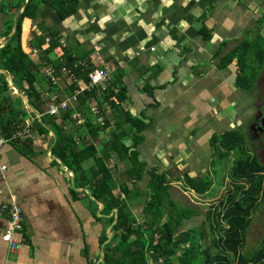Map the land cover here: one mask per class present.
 Instances as JSON below:
<instances>
[{"label":"trees","instance_id":"trees-1","mask_svg":"<svg viewBox=\"0 0 264 264\" xmlns=\"http://www.w3.org/2000/svg\"><path fill=\"white\" fill-rule=\"evenodd\" d=\"M3 4L15 10L23 5L24 8L16 18L15 33L0 48V67L13 75L15 86L28 95L30 104L41 114L42 120L22 108L20 100L16 104L11 102L0 108V135L10 137L25 128V117L28 114L33 117L29 124L33 133L48 134L49 129L53 130L54 137L50 143L52 154L67 170L73 172L70 192L75 198H79L82 193L91 196L95 213L97 202H102V217L96 214L94 216L97 220L105 218L108 225L112 224V238L103 247L104 258L99 264H148L150 259L159 258L164 259L161 264H173V260L176 264H264V237L259 247L251 253L243 251L253 217L264 198V164L249 149L246 133L233 128L222 132L214 131L210 135L212 154L209 169L217 174V168L231 154H234V159L229 170L230 186L223 199L208 211L213 240L209 246H204V234L201 230H181L184 220L198 214V211L192 207L180 206L172 198L170 187L173 181H178L186 190L204 195L213 187V179L209 174L192 176L187 170H160L158 165L149 166L140 150V145L146 139L145 130L153 121L147 113L148 108L158 104L154 91L176 81L177 66L173 69L172 79L161 86H155L151 80L153 76L162 73V64L156 63L151 67L141 90L155 102L137 113L131 112L125 105L130 99L128 86L123 80L126 70L117 67L105 88L86 89L78 96L74 106H69L59 115H50V95L40 89L33 69L34 60L22 46V23L25 17L38 21L41 32L34 34L32 45L39 49L40 60L44 65H51L58 71L66 66L79 80L88 81V73L100 66L86 54H78L72 58L74 48L65 50L61 57L50 58L49 54L61 45L62 32L58 28H51L40 17L43 7H47L64 21L78 12L80 0H5ZM212 5L213 3L197 18L198 37L202 41L208 42L213 38V29L206 24ZM261 6L262 12L254 26L242 33L248 37L229 49V40H223L212 56L219 70H225L232 64L236 66L234 83L244 91L254 87L264 67V0ZM12 26L10 23L5 36H9ZM174 31L175 29L171 31L172 35L176 36ZM45 43L48 46L43 49L42 45ZM191 50V45L184 46L180 56ZM196 67L192 66V72H196ZM73 89L74 85L71 90ZM8 91V83L0 73V94ZM4 99L10 101L14 97L9 94ZM96 100L104 115V124L92 118L89 103ZM106 104L113 113L118 110L121 112L119 121H115L119 131L111 130L108 137L101 139L99 136L114 120V117L110 118L107 114ZM5 108L8 111L5 112ZM75 111L84 115V126L89 134V137L84 134L82 142L76 138L73 129L65 126L66 123L75 121L72 117ZM124 125L129 126L128 131L120 130ZM99 139L101 148L97 143ZM13 142L27 152L31 150L33 138L19 136ZM90 159L93 163L85 167V161ZM114 159L115 162L111 164ZM54 163L58 162L55 160ZM174 171L178 174L175 175ZM146 176L148 180L143 186L140 183ZM77 188H83V191H78ZM116 190L118 193L115 194ZM137 203H141V218L132 209ZM106 240L107 233L104 229L99 246Z\"/></svg>","mask_w":264,"mask_h":264},{"label":"crops","instance_id":"crops-1","mask_svg":"<svg viewBox=\"0 0 264 264\" xmlns=\"http://www.w3.org/2000/svg\"><path fill=\"white\" fill-rule=\"evenodd\" d=\"M262 1L80 0L78 12L64 21L47 7H43L40 17L51 28H58L62 32L61 45L49 54L50 58L61 57L65 50L74 48L72 58L78 54L89 55L97 66L108 69L111 76L117 67L126 70L123 80L128 86L130 99L125 105L133 113L155 102L141 90L151 67L156 63L162 64V73L151 80L155 86H161L172 79L173 69L177 66L176 81L155 89L158 104L147 111L153 121L145 130L146 139L142 146L145 152L158 157L154 150L160 138L163 143L167 138H172L167 144L173 143L175 137L180 138V135L174 137V132L170 134L171 128L181 127L186 132L184 136L191 135L195 129L198 130L199 126H194L195 123L201 121L200 127L204 128L215 113L212 110L222 108L221 105H226L229 98L234 99L232 89L238 87L234 83L236 66L233 64L225 70H219L212 56L223 40H229L230 45L232 38L254 26L260 16ZM4 2L0 0V48L15 33L16 18L24 8L23 5L15 10L5 6ZM212 3L206 24L213 29V38L207 42L198 37L197 18ZM10 23L13 24L12 30L9 36H5ZM173 29L176 36L172 35ZM40 32L38 21L25 17L21 36L23 49L34 60L32 67L40 89L50 98H65L71 93L74 84L61 69L58 71L41 62L39 49L32 45L34 34ZM46 40L48 42V37ZM188 45L192 46V50L180 56L184 46ZM47 46L48 43H45L42 48ZM108 65H112L113 69ZM194 65L197 66L196 72L191 69ZM48 68L55 69V80L47 74ZM0 73L9 86L8 92L0 94V108L20 100L21 107L25 106L26 110L30 104L28 95L15 86L13 75L8 70L0 67ZM12 87L15 89L13 92ZM214 90L218 93V103L211 100ZM9 94L14 99L5 100ZM89 104L90 110L95 104L99 106L98 100ZM105 106L107 112H111L108 111V105ZM5 109V112L8 111ZM28 113L38 117L34 112ZM74 113L72 117L75 121L65 126L73 129L76 138L82 142L84 134L89 137L84 126L85 118L80 112L83 121H79ZM155 113L158 118L154 116ZM220 117L219 121H222ZM92 118L98 122L93 112ZM25 119L29 127L33 117L28 114ZM207 132L210 138L213 131ZM107 133L106 128L99 137L105 139ZM28 136L33 138L31 150L24 152L13 141L2 149V162L7 165V169H0V264H99V239L104 229L107 233L110 227L105 225L106 219L97 220L94 216L102 217L101 204L97 202L95 213L91 196L82 193L79 198H75L70 192L73 175L52 154V129H49L48 134L30 131ZM100 142L99 139V148ZM55 160L58 163H54ZM175 161L178 162V159ZM92 163V159L87 160L84 166L88 167ZM148 163L149 166L155 165L154 162ZM77 190L83 191V188ZM11 201L19 203L23 209V228L17 233L22 246L17 250H11L2 237L9 219L7 213L1 210V205Z\"/></svg>","mask_w":264,"mask_h":264},{"label":"rangeland","instance_id":"rangeland-1","mask_svg":"<svg viewBox=\"0 0 264 264\" xmlns=\"http://www.w3.org/2000/svg\"><path fill=\"white\" fill-rule=\"evenodd\" d=\"M261 12L262 6H259V14H261ZM245 37L248 36L244 34L235 36L234 38H232L233 41L230 40L231 43L227 48H231L232 45H235ZM108 66L109 68L113 69L112 65ZM232 68L234 69V67ZM232 90L235 100L233 98L232 100L229 98L226 105H221L222 108L217 107L215 110H212V112L215 113L212 114L213 117L210 118L208 122H206L207 125L204 126V128L200 127L201 121H199L198 123H195L196 125H194L196 127L199 126L198 130L195 129V132L193 134L184 136L186 132H184L181 127H174L170 129V134H173L174 132V137L176 135H180V138L175 137L173 139L174 142L172 143L171 141V144H167L166 142H169L168 140H171L172 138H167L166 140H164V143L160 138V140L155 144L157 148L155 150L153 148L154 145H152V150L156 152V156L158 154V157H155L154 154L152 155V153L149 151L148 154L144 151V145H140L142 157L147 161L154 162L155 165L159 166L160 170H164L166 168H178L182 171H189L192 176L209 174V176H211V178L213 179V187L204 195L197 194L193 190H186L183 184L178 181H173L170 187L172 198L176 200L180 206L192 207L198 211V214H195L191 218L184 220L181 230L189 228H196L198 230H201L204 234V237L202 239V243L204 246H209L213 240L210 221L207 218L208 211L211 206L218 204L226 194L227 189L230 186L229 170L234 159V154H231V156L227 160H225L223 163L221 162L222 164L219 163L221 165L217 168V174L209 169V160L211 158L212 148L209 143V135L207 131L210 130L213 132H222L226 129L231 128L240 129L241 131L246 133L249 149L252 152L256 153L260 161L264 164V132L257 133L253 132V130L251 131L250 129V124L253 120L257 105H260V107L264 108V67L259 75L257 83L252 89L244 91L238 87H234ZM213 93V99L211 100L212 102L218 103V93L215 90L213 91ZM116 112L117 113H113L112 111L107 112L110 118L114 117V120H112L110 126L107 127V136L109 135L111 130H118L116 129L117 125L115 121H119L121 112L120 110ZM154 116L158 118V115L156 113ZM219 116H221L220 118H222V121H219ZM120 122L122 121L120 120ZM122 129L123 131H128L129 126L124 125V127L120 130ZM167 149H171V151L166 152ZM145 150L147 151V147L145 148ZM162 150L163 152H161ZM170 156H172V158ZM152 159L154 160L151 161ZM176 159H178V162L175 161ZM182 160H184V162H181ZM114 162L115 159L112 160L111 164H113ZM174 173L175 175L178 174L177 171H174ZM147 180L148 176H146L140 184L144 186L147 183ZM114 193H118V190H116ZM132 209L135 215L138 218H141V203L133 205ZM105 225H108L107 220ZM263 237L264 198L262 199L261 205L253 217L252 224L248 230L247 241L243 251L251 253L253 250L259 247ZM172 263L177 262L173 260Z\"/></svg>","mask_w":264,"mask_h":264},{"label":"built area","instance_id":"built-area-1","mask_svg":"<svg viewBox=\"0 0 264 264\" xmlns=\"http://www.w3.org/2000/svg\"><path fill=\"white\" fill-rule=\"evenodd\" d=\"M154 47H152L153 49ZM54 68H48L47 74L55 80ZM61 72L67 74L71 82L74 84L73 91L67 95L65 98H58L54 96L51 98L49 103L48 113L50 115H59L62 111L68 109L69 106H74L78 100V96L84 91L89 90L94 87L105 88L107 81L111 78V72L106 68H95L88 73V81L79 80L75 73L68 67L63 66ZM91 111L96 116L97 121L104 124V115L102 114L100 107L95 104L91 107ZM74 116L82 120L80 112H75ZM30 133L29 127L26 126L22 130L13 133L10 137H5L0 135V169L2 171L7 169V165L2 162L3 152L2 149L5 144L12 142L15 138L19 136H27ZM1 210L5 211L8 215V225L5 228L2 237L8 243L11 250H17L22 246V242L17 238V233L23 228V209L19 203L16 201H11L8 203H3L1 205ZM164 259L159 258L158 260L150 259L148 264H161ZM176 264V263H173Z\"/></svg>","mask_w":264,"mask_h":264},{"label":"water","instance_id":"water-1","mask_svg":"<svg viewBox=\"0 0 264 264\" xmlns=\"http://www.w3.org/2000/svg\"><path fill=\"white\" fill-rule=\"evenodd\" d=\"M9 80H10V82L11 83H13V80H12V78H11V76L9 75ZM15 89H14V87H12L11 88V91L13 92ZM24 96L27 98V96L24 94ZM28 106V108L26 109V110H28V112H34L35 114H37V116H38V118L40 119V120H42V118H41V114L37 111V110H35L30 104H28L27 105ZM25 107V106H24ZM23 107V108H24ZM61 162V161H60ZM61 164L64 166V164L61 162ZM65 167V166H64ZM67 171H69L70 173H71V175H73V172L71 171V170H67ZM85 191H87V192H89L87 189L85 190ZM100 204H101V210L103 209V207H104V205H103V203L102 202H99ZM111 227H112V224L110 225V227H109V229H108V231H107V240L106 241H104L102 244H101V261H103V258H104V249H103V247L111 240V238H112V234H113V230H111Z\"/></svg>","mask_w":264,"mask_h":264},{"label":"flooded vegetation","instance_id":"flooded-vegetation-1","mask_svg":"<svg viewBox=\"0 0 264 264\" xmlns=\"http://www.w3.org/2000/svg\"><path fill=\"white\" fill-rule=\"evenodd\" d=\"M250 129L253 132H264V108L257 105V109L254 112L253 120L250 124Z\"/></svg>","mask_w":264,"mask_h":264}]
</instances>
